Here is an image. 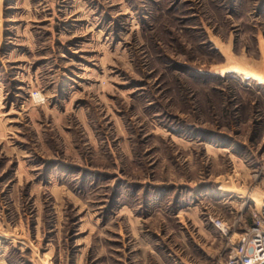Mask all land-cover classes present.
Masks as SVG:
<instances>
[{"label": "rangeland", "instance_id": "374dc122", "mask_svg": "<svg viewBox=\"0 0 264 264\" xmlns=\"http://www.w3.org/2000/svg\"><path fill=\"white\" fill-rule=\"evenodd\" d=\"M227 73L264 85V0H0V264H224L264 200Z\"/></svg>", "mask_w": 264, "mask_h": 264}, {"label": "built area", "instance_id": "2783aa9c", "mask_svg": "<svg viewBox=\"0 0 264 264\" xmlns=\"http://www.w3.org/2000/svg\"><path fill=\"white\" fill-rule=\"evenodd\" d=\"M211 221L223 237L229 238L231 248L224 264H264V205L252 212L251 222L240 234L230 236L231 227L226 222Z\"/></svg>", "mask_w": 264, "mask_h": 264}, {"label": "trees", "instance_id": "16d2710c", "mask_svg": "<svg viewBox=\"0 0 264 264\" xmlns=\"http://www.w3.org/2000/svg\"><path fill=\"white\" fill-rule=\"evenodd\" d=\"M216 76V79L218 80H224L228 77H234V78H238V79H246L247 81H250L252 82L257 88H259L260 90H264V85L263 84H258L257 82H255L254 80L252 79H247V78H243L241 75L239 74H236V73H227L225 76H219V75H214Z\"/></svg>", "mask_w": 264, "mask_h": 264}, {"label": "bare ground", "instance_id": "6f19581e", "mask_svg": "<svg viewBox=\"0 0 264 264\" xmlns=\"http://www.w3.org/2000/svg\"><path fill=\"white\" fill-rule=\"evenodd\" d=\"M261 205H264V200L261 202L260 206H261Z\"/></svg>", "mask_w": 264, "mask_h": 264}]
</instances>
